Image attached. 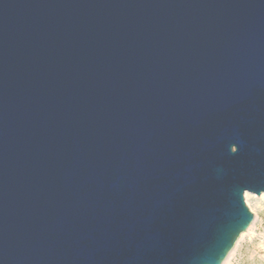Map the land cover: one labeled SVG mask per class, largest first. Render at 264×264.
<instances>
[{
	"label": "water",
	"instance_id": "1",
	"mask_svg": "<svg viewBox=\"0 0 264 264\" xmlns=\"http://www.w3.org/2000/svg\"><path fill=\"white\" fill-rule=\"evenodd\" d=\"M264 193V0H0V264H224Z\"/></svg>",
	"mask_w": 264,
	"mask_h": 264
},
{
	"label": "rangeland",
	"instance_id": "2",
	"mask_svg": "<svg viewBox=\"0 0 264 264\" xmlns=\"http://www.w3.org/2000/svg\"><path fill=\"white\" fill-rule=\"evenodd\" d=\"M246 194L245 200L254 214V220L244 235L240 236L224 264H264V196L263 193Z\"/></svg>",
	"mask_w": 264,
	"mask_h": 264
},
{
	"label": "bare ground",
	"instance_id": "3",
	"mask_svg": "<svg viewBox=\"0 0 264 264\" xmlns=\"http://www.w3.org/2000/svg\"><path fill=\"white\" fill-rule=\"evenodd\" d=\"M263 196H264V193H263ZM246 197H247V194H246ZM244 235V233H242V235L241 236H243Z\"/></svg>",
	"mask_w": 264,
	"mask_h": 264
}]
</instances>
